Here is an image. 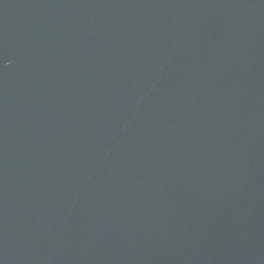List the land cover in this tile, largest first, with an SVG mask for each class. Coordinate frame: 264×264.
<instances>
[{
    "label": "water",
    "instance_id": "95a60500",
    "mask_svg": "<svg viewBox=\"0 0 264 264\" xmlns=\"http://www.w3.org/2000/svg\"><path fill=\"white\" fill-rule=\"evenodd\" d=\"M0 264H264V0H0Z\"/></svg>",
    "mask_w": 264,
    "mask_h": 264
}]
</instances>
